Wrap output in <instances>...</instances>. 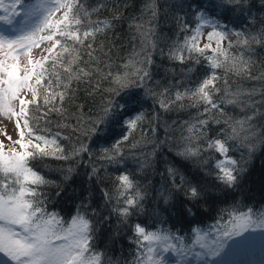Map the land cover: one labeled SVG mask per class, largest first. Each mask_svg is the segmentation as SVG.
Instances as JSON below:
<instances>
[{
  "label": "trees",
  "instance_id": "16d2710c",
  "mask_svg": "<svg viewBox=\"0 0 264 264\" xmlns=\"http://www.w3.org/2000/svg\"><path fill=\"white\" fill-rule=\"evenodd\" d=\"M82 3V12L87 11L92 21L111 25L94 39L95 62L84 56L88 62L85 70L90 76L73 82L64 100L54 102L61 112H51L41 119L44 109L37 111L35 106H29L30 123L36 134L49 139L59 134L57 143L64 155L70 157L31 162L51 182L41 189L46 211L56 213L65 222L78 213L86 216L94 229L90 250L100 254L99 264H138V257L146 261V246L136 242V224L149 232L185 235L188 241L193 229L205 230L239 212L264 211V40L260 43L249 40L241 48L239 40L243 37L232 34L264 33V0H246L243 11L237 7L223 14L204 4L202 10L210 16L214 14L219 24L228 26L230 34L223 50L250 62V75L244 72L237 75L225 67L215 69L219 77L215 87L219 91H213V100L219 110L208 112H205L208 106L197 103L195 97L186 96L173 103L176 92L195 90L212 71L207 59L213 57L212 50L205 49L201 54L184 47L186 40L190 43L197 26L194 13L201 0H82ZM135 25L140 26L139 30ZM176 50H183L182 62L171 58ZM136 67H146L150 79L138 85L133 75L130 87L117 98L108 73L113 76L134 73ZM236 91L252 92L253 108L229 103L231 93ZM133 92L143 102L140 110L144 118L130 130L124 122L137 113L124 115L121 123L110 126L111 131L104 138L105 128L109 127L99 123L104 107L112 100L123 104ZM161 101L169 104L167 110L160 107ZM254 109L258 110L252 122L256 133L251 138L254 148L249 149L250 141L243 138V133L228 141L231 147L227 157L236 160L242 171L236 186L227 188L215 179L216 164L223 157L214 149H207V143L230 135V126L244 120ZM200 120L208 121L203 129L198 124ZM94 126L99 130L97 133L91 131ZM188 137L192 138L191 145L201 152L185 159L178 153L189 144ZM118 141L119 152H112ZM81 145L88 151L74 155L73 150ZM104 149H109L114 159L102 158ZM170 167L193 184H199L206 194L198 200L187 198L176 187L179 179L174 182L170 177L167 171ZM121 175L133 180V189L118 192ZM137 190L143 197L140 207L124 223L115 209L122 207L123 199Z\"/></svg>",
  "mask_w": 264,
  "mask_h": 264
},
{
  "label": "snow or ice",
  "instance_id": "6c2138e0",
  "mask_svg": "<svg viewBox=\"0 0 264 264\" xmlns=\"http://www.w3.org/2000/svg\"><path fill=\"white\" fill-rule=\"evenodd\" d=\"M2 3L3 0H0V6ZM205 3L221 14L224 11H235L237 7L243 11L247 4L246 0H201V3L196 5L194 15L197 26L193 30L194 34L189 38L190 43L186 40L184 47L201 54L205 49L210 48L208 44L203 48L198 46L201 27L209 25L213 31L208 33L207 39L209 41L216 39L217 48L214 51L223 59L207 57L212 71L195 90L176 92L173 103L183 100L186 96L195 97L197 103L208 106L205 108V112H208L211 109L219 110V105L213 100V91H219L215 87V82L219 79L215 69L225 67L226 71L238 75L242 72L248 73L250 62L243 56H233L226 50H221V41L228 39L230 34L228 26L219 24L214 14L210 16L202 10ZM15 5H19L22 9L20 20L13 22L14 16L21 15L15 11L11 16L0 15V24L8 26L0 28V52L5 55L4 59H0V115L8 119L16 118V128L20 129V139L13 141L15 145H19L20 151L16 148L10 149L7 153L0 150V253L15 261V264H99L100 254L90 251L94 229L89 219L78 213L68 227H63L57 215L48 213L43 207L41 189L51 182L46 180L31 162L43 161L48 157L55 159L70 157L64 155L63 148L57 143L56 137L59 134L52 139L36 134L30 123L29 106H35L37 111L44 109L40 114L41 119H46L51 112H61L62 109L56 107L54 102L64 100L73 82L83 81L90 76V72L85 70L88 62L84 60V56L86 55L89 61L95 62L94 39L104 28L111 25L104 21H92L87 11L82 12L84 8L82 0H14L13 7ZM3 11L7 13L8 9ZM135 27L138 30L140 28L139 25ZM232 34L243 37L239 40L241 48L246 47L249 40L257 43L264 40V33ZM45 43L49 46L41 48ZM228 43L231 48L232 41L229 40ZM34 48L40 49L41 52L40 57L35 60L31 57ZM182 51H173L171 58L182 62L185 59ZM21 56L26 58L24 63H21ZM9 59L12 63L8 62ZM150 62L149 60L147 63ZM135 63L132 62L133 66ZM81 64L85 67H81ZM133 75L137 78L138 85L150 79V72L146 67H136L134 73L115 76L111 72L108 73L115 86L112 91L117 98L121 97L122 90L130 87ZM225 94L228 95V92L226 91ZM146 95H154V93L146 92ZM252 95V92L246 91L232 92L228 102L253 108L255 101H252ZM13 101L18 103L14 105ZM142 103L141 98L134 92L124 99L123 104L114 100L109 101L103 109V117L99 120L100 124L109 126L105 128L104 138H107V133L111 131V125L121 123L123 116L133 111L137 113L135 117L124 123L130 130L134 129L144 118V113L140 110ZM48 105L52 107H47ZM160 107L167 110L169 104L161 101ZM257 111L254 109L244 120L235 121L230 126V135L217 137L207 143V149H214L226 158L225 162L216 164L215 179L227 188L236 186L242 171V168L237 167L236 160L227 157L231 147L228 141L238 138L243 133V138L250 141L249 149L254 148L251 138L256 133L252 122L256 119ZM207 123V120L198 121L201 129ZM91 131L97 133L99 130L94 126ZM124 139H127V136ZM187 139L189 144L185 145L178 155L185 159L198 156L201 149L191 145V137ZM119 143L118 141L113 145L112 152H119ZM2 147L0 144V149ZM87 151L88 148L81 145L73 150V154L79 155ZM109 152V149H104L102 158L114 159ZM167 171L174 182L179 179L180 184L176 187L178 190H183L187 198L198 200L206 194L199 184H193L181 176L177 169L170 167ZM118 180V192L124 193L134 188L133 180L128 175H121ZM142 199L138 190L133 196L123 199V206L115 209L122 222H127L133 211L140 207ZM257 229L264 230V216L253 219L251 212L241 213L232 218L231 227H226L222 234L214 239L212 246L200 244L202 249L207 248V250L196 255L202 260H211L212 264H225L224 258L230 252L234 254L239 247L248 244L253 239L250 233ZM134 232L137 244L141 247L147 246L148 264H179L178 260L170 259V255L187 258L185 250L169 244L170 237L166 235L146 231L140 224L135 225ZM246 233L249 235H245ZM236 237L240 239L237 240ZM260 239L264 245V235ZM153 245L157 246L153 247ZM232 245L238 247L230 248ZM137 259L138 264H144L139 257Z\"/></svg>",
  "mask_w": 264,
  "mask_h": 264
},
{
  "label": "rangeland",
  "instance_id": "374dc122",
  "mask_svg": "<svg viewBox=\"0 0 264 264\" xmlns=\"http://www.w3.org/2000/svg\"><path fill=\"white\" fill-rule=\"evenodd\" d=\"M14 0H3L2 6H0V15L7 14L9 16L12 15L13 11L20 13L21 15L14 16L13 22L15 23L17 20H20L22 17V9L19 5H15L13 7ZM3 9H8V12L5 13ZM59 15V14H58ZM8 27L7 25L0 24V28ZM220 30V29H218ZM213 28L209 25H205L201 27L200 29V38L198 40V46L200 48L204 47V45L208 44L211 47L207 48L213 51V58H217L218 54L214 51L217 48L216 39L209 41L207 39V35L209 32H212ZM47 34V33H44ZM49 44L45 43L41 45V48L48 47ZM227 43L226 40L221 41L220 48L223 50L226 48ZM41 55L40 49L34 48L31 53V57L33 60L39 58ZM5 55L4 53L0 52V59H4ZM219 59H223V57H218ZM21 63H24L26 61V58L21 56L20 57ZM9 63H12L11 59L8 61ZM23 95V93H22ZM30 95V94H29ZM17 101H13V104H17ZM15 119H8L4 117L3 115H0V144H2V151L8 152L12 148H16L17 151H20L19 145H15L13 141L20 139L19 137V131L20 129L16 128L15 125ZM23 128V124L21 123V129ZM10 137V139H9ZM27 139V136L25 137ZM226 158L223 157L220 162H225ZM251 211H244L239 212L237 214L232 215L227 220H222L219 224H215V226H211L205 230H202L200 228H196L192 230L190 240H185V235L180 234H172L167 233L163 231H150V232H158L162 235H166L170 237L168 240L169 244H174L178 248H183L185 252L187 253V258L181 256L172 257L169 256L170 259H175L179 261V264H212V261H205L200 259L196 254L202 253L203 251H206L207 248H201L200 244H205L206 246H212L214 239L222 234V231L226 227H231L232 224V218L234 216H238L241 213H248ZM48 213H54V212H48ZM253 219H256L259 216H264V211L261 213H253ZM56 214V213H54ZM57 215V214H56ZM58 219L60 220V217L57 215ZM75 217V216H74ZM73 219V218H72ZM72 219L68 222L61 221L63 227H68L71 224ZM176 233V232H173ZM197 233H199V236H197ZM245 235H249L246 233ZM250 235L253 237V239L246 245L239 247L235 253L232 252L229 253L224 259L225 264H264V245H262L261 242V236L264 235V230L257 229L254 232H251ZM235 239L239 240V237H236ZM198 241V242H197ZM157 245H153V247H156ZM237 245H232L230 248H236ZM146 254H147V246H146ZM91 251V250H90ZM92 253H95L91 251ZM0 264H15V261L10 260L7 256H5L3 253H0ZM144 264H148V261L146 260Z\"/></svg>",
  "mask_w": 264,
  "mask_h": 264
}]
</instances>
